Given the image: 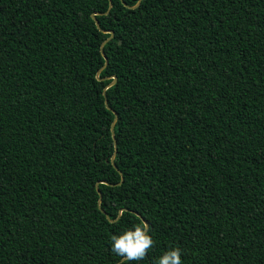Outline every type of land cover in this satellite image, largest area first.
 <instances>
[{
  "label": "trees",
  "instance_id": "trees-1",
  "mask_svg": "<svg viewBox=\"0 0 264 264\" xmlns=\"http://www.w3.org/2000/svg\"><path fill=\"white\" fill-rule=\"evenodd\" d=\"M137 1L0 0V264H264V0Z\"/></svg>",
  "mask_w": 264,
  "mask_h": 264
},
{
  "label": "clouds",
  "instance_id": "clouds-1",
  "mask_svg": "<svg viewBox=\"0 0 264 264\" xmlns=\"http://www.w3.org/2000/svg\"><path fill=\"white\" fill-rule=\"evenodd\" d=\"M150 227L146 222L134 224L126 228L120 234L110 236L111 251L124 261H142L146 258L148 251L154 246L155 241L149 235ZM182 250L177 247H169L158 258L156 264H182Z\"/></svg>",
  "mask_w": 264,
  "mask_h": 264
},
{
  "label": "water",
  "instance_id": "water-1",
  "mask_svg": "<svg viewBox=\"0 0 264 264\" xmlns=\"http://www.w3.org/2000/svg\"><path fill=\"white\" fill-rule=\"evenodd\" d=\"M138 1H139V0H138ZM138 1H137V2H138ZM109 5H110V0H109ZM91 16H93V15L91 14ZM111 36H112V31H109V37H108V38H110ZM104 41H106V40H104ZM104 41L101 43V45L104 43ZM104 59H105V58H104ZM105 62H106V59H105ZM114 80H115V77L112 76V81H111L109 84L113 83ZM104 102H105V104H106V101H105V100H104ZM113 114H114V117H113V120H112V122H111V124H110V131H112L113 123H114L115 118H116L115 112H113ZM112 140H113V147H114L113 154H114V152H115V140H114L113 136H112ZM113 154H112L111 157H110V161H111V163H112V156H113Z\"/></svg>",
  "mask_w": 264,
  "mask_h": 264
}]
</instances>
